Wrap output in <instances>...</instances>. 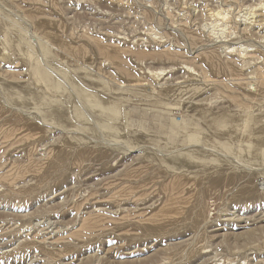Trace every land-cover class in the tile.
<instances>
[{
	"label": "rangeland",
	"instance_id": "rangeland-1",
	"mask_svg": "<svg viewBox=\"0 0 264 264\" xmlns=\"http://www.w3.org/2000/svg\"><path fill=\"white\" fill-rule=\"evenodd\" d=\"M0 60V264H264V0H0Z\"/></svg>",
	"mask_w": 264,
	"mask_h": 264
},
{
	"label": "bare ground",
	"instance_id": "bare-ground-1",
	"mask_svg": "<svg viewBox=\"0 0 264 264\" xmlns=\"http://www.w3.org/2000/svg\"><path fill=\"white\" fill-rule=\"evenodd\" d=\"M246 8H247V7H246ZM253 8H254V6H253ZM261 9H262V7H261ZM248 10H249V9H248ZM248 10H247V11H248ZM91 11H92V10H91ZM214 11H215V10H214ZM214 11H212V13H211L210 15H208V16L213 17V18H219V19H221V18H223L224 14H226L225 12H224V14H223V13L220 12V11H215V12H214ZM254 11H255V9H254V10H249L248 12H249V13H252V12L254 13ZM259 11L261 12V10H259ZM239 12H240V11H239ZM256 12H257V11H256ZM256 12H255V14L258 16V13H256ZM260 12H259V14H260ZM242 13H243V12H242ZM107 14H108V13H107ZM246 14H247V13H246ZM226 15H227V14H226ZM226 15H225V16H226ZM238 15H240V14H238ZM252 15H253V14H252ZM262 16H263V15H262ZM232 17H233V16H232ZM242 17H243V16H242ZM248 17H250V16L248 15ZM248 17H247V19H248ZM213 18H210V19H213ZM241 19H242V18H241ZM253 19H254V17H253ZM253 19H252V20H253ZM214 20H217V19H214ZM259 20H260V19H259ZM187 21H188V20H187ZM223 21H224V20H223ZM243 21H244V20H243ZM248 21H249V20H248ZM254 21H255V20H254ZM212 22H213V21H212ZM259 22H260V21H259ZM259 22H258V21H257L256 23L254 22V23H255V26L258 27L257 29H262V28H259V27H261L262 22H261V24H260ZM216 23H217V22H216ZM245 23H247V21H246ZM218 24H219V23H218ZM251 24H252V21H251ZM216 25H217V24H216ZM262 26H263V25H262ZM232 27H233V26H232ZM252 27H253V26H252ZM4 29H5V28H4ZM214 29H215V28H214ZM230 29H231V28H230ZM211 30H212V29H211ZM216 30H217V28H216ZM222 30H223V29H222ZM222 30H221V31H222ZM228 30H229V29H228ZM212 31H214V30H212ZM221 31H220V32H221ZM254 32H255V31H254ZM215 34H216V33H215ZM229 34H230V33H229ZM258 34H259V33H258ZM215 37H217V36H215ZM2 38H3V37H2ZM3 39H4V38H3ZM226 40H227V39H226ZM214 44H215V43H214ZM218 45H219V44H218ZM226 46H227V45H226ZM199 47H200V46H199ZM201 47H202V46H201ZM201 47H200V48H201ZM223 47H224V46H223ZM242 48H243V47H242ZM261 48H262V47H261ZM202 49H203V48H202ZM244 49H245V48H244ZM233 50H234V49H233ZM235 50H237V49H235ZM239 50H240V49H239ZM239 50H238V51H239ZM247 50H248V49H247ZM243 51H244V50H243ZM225 52H226V51H225ZM231 52H232V51H231ZM241 52H242V51H241ZM241 52H240V53H241ZM245 52H246V51H245ZM237 53H238V52H237ZM242 53H243V52H242ZM247 54H248V53H247ZM247 54H246V55H247ZM4 55H5V54H4ZM238 55H239V54H238ZM252 55H254V54L252 53ZM5 56H6V55H5ZM242 56H243V55L241 54V56H239V57L243 58ZM244 56H245V55H244ZM254 56H255V55H254ZM6 57H7V56H6ZM239 57H237V58H239ZM256 57H257V56H256ZM4 58H5V57H4ZM22 58H23V57H22ZM245 58H246V57H245ZM72 59H73V58H72ZM232 59H233V58H232ZM239 59H240V58H239ZM239 59H238V60H239ZM24 60H25V59H24ZM242 60H243V59H242ZM252 60H253V59H252ZM252 60H251V61H252ZM257 60H258V59H257ZM261 60H262V59H261ZM0 61H1V60H0ZM13 61H14V60H13ZM16 62H17V61H16ZM243 62H244V61H243ZM249 62H250V61H249ZM257 62H258V61H257ZM23 63H24V62H23ZM250 63H251V62H250ZM29 64H30V63H29ZM31 64H32V63H31ZM254 65H255V64H254ZM14 66H15V65H14ZM241 66H242V65H241ZM246 66H247V65H246ZM257 67H258V66H257ZM242 68H243V67H242ZM48 69H49V68H48ZM243 69H244V68H243ZM259 69H260V67H259ZM262 69H263V68H262ZM29 70H30V69H29ZM250 70H251V69H250ZM250 70H248V71H250ZM26 71H27V70H26ZM256 74H257V73H256ZM254 76H255V73H254ZM257 76H258V75H257ZM30 77H31V76H30ZM252 78H254V77H252ZM252 78H251V79H252ZM257 78H258V77H257ZM232 81H233V80H232ZM37 85H38V84H37ZM249 87H250V86H249ZM261 111H262V110H261ZM190 147H191V146H190ZM208 149H209V148H208ZM21 233H22V232H21ZM50 233H51V232H50ZM44 234H45V233H44Z\"/></svg>",
	"mask_w": 264,
	"mask_h": 264
}]
</instances>
